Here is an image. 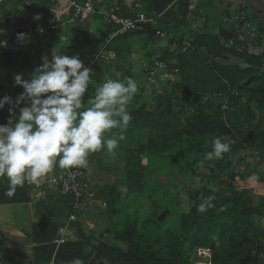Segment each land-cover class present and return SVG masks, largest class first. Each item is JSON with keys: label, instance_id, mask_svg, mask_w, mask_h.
I'll return each mask as SVG.
<instances>
[{"label": "trees", "instance_id": "1", "mask_svg": "<svg viewBox=\"0 0 264 264\" xmlns=\"http://www.w3.org/2000/svg\"><path fill=\"white\" fill-rule=\"evenodd\" d=\"M191 1L141 0L140 4L148 5L126 7L121 5L122 0H114L111 6L119 7L120 16L134 18L138 11H142L147 17L156 18V24H146L142 30L115 36L106 45L105 39L117 29L115 25L108 24L102 28L101 23L93 18L85 24L78 22L71 31L64 30L36 40L30 38L32 35L38 36L34 28L37 24H47L51 18L50 10L46 8L43 16L32 22L33 11L29 8L20 3L8 7L0 4V23L2 21L8 28L5 37L9 38L25 27L30 33L24 46L13 45L10 38L5 46H0L1 79L12 80L8 86L0 85V98H12L13 104H6L5 107H12L19 115V107L24 106L23 102L15 106L14 101L23 92V88L15 85L12 74L22 72L30 80L33 70L42 64L44 57L51 61L53 55L49 48L60 35L63 37L56 45L58 54L78 56L85 67L92 69V79L98 84L103 83L105 78L135 79L128 65L136 56L142 64L147 63L150 67L155 62H162L167 72L177 70L173 82L163 80V72H160L155 77L164 81L166 90L151 91L149 100L139 96L143 88L137 83L140 94L136 93L128 106L132 120L124 131L125 139L119 143L127 145L132 142V147L123 146V149L126 154L136 153V159H132V156L127 158L123 168L127 176L123 184L127 186L128 193H142L145 166L141 163V154L150 160L152 157L162 160L173 158L178 172L195 173L198 169L228 171L230 181H234L240 177L233 166L239 153L249 152L264 157V51L249 53L247 50L248 44L256 47L254 43L259 42L257 31L263 33L264 28L254 22L257 28L255 40L245 41L246 48L237 52L225 46L229 38L237 40L234 30L225 24V19L234 12L226 11L216 19L205 20L204 26L201 22L189 25V7L193 5ZM207 1L212 5L216 0ZM47 5L42 4L43 7ZM238 9L247 10L246 7ZM262 9L264 13V3ZM248 19L256 21L253 15H248ZM205 26L206 29H203ZM195 28L200 30L195 31ZM156 31L171 34L175 40L164 42L158 47L153 46L152 52H149V47L157 40ZM185 33L189 35L185 36ZM184 41H189L192 47L182 52ZM104 45L109 59L94 61L95 54ZM226 56L240 58L244 64L221 63ZM137 76L148 79V73L142 66ZM190 80L199 84L191 86L192 83L188 84ZM94 87L90 85L83 98L85 106H88L87 100L95 95ZM222 96L224 98L218 100ZM196 97L202 102L195 105L193 110L189 108L191 112H186L184 104L189 101L193 104ZM213 100H217L216 105ZM176 106L183 109L176 111ZM5 122L6 116L0 109V124ZM120 130L112 129L105 136ZM214 137L225 142L232 141L231 151L225 153L223 159L205 161L201 166L199 161L205 152L211 150ZM92 154L88 159H91ZM135 165L139 167L138 173L134 172ZM72 169L82 173L80 167ZM7 187V179L0 178V202L6 196ZM18 191L19 187L15 193ZM210 196L216 197L212 201L214 207L200 213L198 205ZM255 198L248 189L235 186L227 194L214 189L198 190L190 194L188 212L179 214L176 220L173 208L176 202L170 198L163 202L162 218H158L160 207L143 220H124L123 227L119 228L113 217L116 215L115 203L111 204V196H108L113 239L121 247L107 243L91 245V234L83 233L81 224L73 222L71 225L81 241L70 244V248L81 243L82 248L84 244L91 245V254L96 253L95 259L100 261L99 264H191L195 251L202 249L210 252V264H263L264 244L258 240V226L250 219L261 216L264 205L256 203ZM91 254L83 255L81 259L86 261Z\"/></svg>", "mask_w": 264, "mask_h": 264}, {"label": "clouds", "instance_id": "2", "mask_svg": "<svg viewBox=\"0 0 264 264\" xmlns=\"http://www.w3.org/2000/svg\"><path fill=\"white\" fill-rule=\"evenodd\" d=\"M5 44L0 41V46ZM14 83L23 88L14 105L23 102L24 106L19 107L18 116L10 107L9 119L0 124V178L8 181L6 196H13L26 182L38 185L40 178L55 167H86L90 154L101 149L112 152L125 139L124 131L132 120L128 106L138 91L131 77L105 78L98 84L92 79V69L85 67L78 56L59 53L51 61L44 57L30 80L17 74ZM90 85L95 86V95L85 106L83 98ZM6 104H13L9 96L0 98V109ZM117 128L121 130L105 136ZM231 143L213 139L211 150L204 153L199 164L223 159L231 151ZM215 199L210 196L203 200L198 211L205 213L213 208ZM73 264L83 262L76 258Z\"/></svg>", "mask_w": 264, "mask_h": 264}, {"label": "rangeland", "instance_id": "3", "mask_svg": "<svg viewBox=\"0 0 264 264\" xmlns=\"http://www.w3.org/2000/svg\"><path fill=\"white\" fill-rule=\"evenodd\" d=\"M246 12L247 14H249L248 10H246ZM0 30H3V34L0 35L1 40V38L5 36L6 32H8V28L4 25V23H2V21L0 23ZM182 35L184 36V34ZM188 35L189 34L185 33V36ZM60 37L54 39L51 47L49 48L52 55L58 54L56 45L57 43L59 44L60 40H62L63 35H60ZM30 38H36V40L42 39L34 35H32V37ZM257 38H259V42L257 41L254 43L256 45V53L259 52L260 47L264 48L263 33H258L257 31ZM230 60V56H226L223 60H221V63L230 64ZM141 66H143L142 61H139L136 56L129 62L128 68H130L129 71L131 72V74L135 75L134 80L136 81V83H138L143 88L141 91V95L139 96L149 100V94L151 91L159 92L162 89L166 90V86L165 83H163L164 81L159 80L158 77L157 79L155 77L153 83L148 79L140 76L138 77L137 73L140 72ZM17 74H20L22 76V79L27 80L26 76L22 72L13 73V80L14 76ZM1 77L2 76H0V85L8 86L9 83H12L10 82L12 80L1 79ZM189 83H192L191 86L199 84V82L196 83L194 80H190L188 84ZM138 92H140L139 90L137 91V94H140ZM221 98L224 97L222 96L218 100H220ZM193 101V104H190V101L187 104H184V110L186 108V112H191L195 108V105H198L202 102L199 97H196ZM225 101L227 102L226 99ZM212 102H214V105H216L217 100H213ZM189 108H192V110H189ZM174 109L176 111H179L183 108L176 106ZM184 110H182V112H184ZM2 111L6 116L7 122V120L9 119V108L4 107ZM13 113L15 116H18V114L14 111ZM123 146L132 147V142H128L127 145L126 143L123 145H119V148L115 149L112 152L106 151L104 153H93L90 161H88L87 164L91 171H96L98 170L97 168L102 169L103 166L107 167V170H100V173L97 176L94 174L93 177L91 176L92 183L89 185V188L93 192V198L95 200L94 202H92L93 207H91L90 209V213L93 212L92 214L94 215L93 223L100 228L99 230H102L101 238H98V240L102 239L103 242L107 243L110 246L121 247V245L115 242L113 239L111 230L112 226L110 224L111 215L109 214L107 203L108 196H111V204L115 203L114 208L116 211V215H113V217L116 219L119 228L123 227L122 223H125L124 220L128 219L129 221H132L135 218L136 220L137 218L138 220H143L144 218L149 217L152 211L158 210L160 207L161 208L159 210L158 218H162L164 214V210H162L163 202L170 198L173 199L174 202H176V204L173 205V208L176 212V220L179 214L188 212L191 205L190 194L198 190L214 189L227 194L230 192L232 186H235L237 188H246L250 191V194L253 197L255 196L257 198H260H255L256 203H261L264 205V157L260 155L254 156L249 152L239 153L234 159L233 166L235 168V172H237L240 177H236L234 181L231 182L228 171L198 169V171H196L195 173L178 172L173 158L162 160L156 157H152V160H150L149 158L147 159L144 155L141 154V163L143 164V166H145L143 170L144 175L141 188L142 193L131 194L128 193L127 186L123 184L127 177L126 171L123 168L126 162L125 160L127 158L130 159L129 157L132 156V159H136L134 157L136 153L126 154ZM98 160H100L101 163H99ZM98 164L100 167L98 166ZM134 168V172L138 173L139 167L135 165ZM255 177H259V180H256ZM260 178H262L261 181ZM101 192H103V194H101ZM113 199L116 200V202H114ZM97 200H99V202ZM104 203L106 204L104 205ZM86 212H84V214ZM250 220L258 226L260 232L258 240L261 244H264V213L261 216L253 217ZM104 230H106V232H104ZM104 236L106 239L104 238ZM203 251L208 252L207 258H205L204 255H201ZM209 256V251L197 250L192 257L191 264H194V262H197L199 260L210 263ZM105 264L109 263L105 262Z\"/></svg>", "mask_w": 264, "mask_h": 264}, {"label": "crops", "instance_id": "4", "mask_svg": "<svg viewBox=\"0 0 264 264\" xmlns=\"http://www.w3.org/2000/svg\"><path fill=\"white\" fill-rule=\"evenodd\" d=\"M66 1L61 0L57 8V11L63 16H65ZM76 1L83 2L85 0ZM140 1L122 0L121 5L126 7H132L133 5L146 7L148 5L146 3L140 4ZM93 2H95V6L103 10L113 5L114 0H94ZM191 2L193 5L189 7V25L201 22L204 26L206 24L204 23L205 20L210 21L212 18H218L226 11L232 13L239 7H246L249 11L248 15L255 17L256 21L250 20L252 25L256 27L254 22H258L264 28L262 9L264 0H216L212 5L207 0H192ZM29 9L33 11L31 21L39 19L43 13L40 6L33 5ZM90 20L91 17L79 23L85 24ZM72 29L64 30L71 31ZM203 29H206V26ZM198 30L200 29L195 28V31ZM4 38L7 37L3 36L1 39ZM263 51L264 48L260 47L258 53ZM230 58L231 65L244 64V61L240 58L231 56ZM102 150L99 152H106V150ZM106 168L103 166L102 169L97 168L98 170L91 171L88 165L80 167L89 185L92 183L91 176L93 177V174L97 176L100 170ZM59 172L60 168L55 167L46 176L40 178L38 186H41L44 191L40 197H34L31 190L36 184L26 182L23 187H19V191L13 196L2 198L3 202H0V264H73V260L76 258H79L83 263L86 262V264H99L100 261L95 259L96 253L91 254V245L105 243L102 239L98 240V238H101L102 230H99L100 228L93 223L94 215L93 212L90 213V209L93 207L92 202L95 200L87 202L86 207L79 212L75 221V223L81 224L83 233L91 234V245L84 244L82 248L81 243V245L70 248V244L81 241V238L76 234V229L71 224L66 233V241L59 246L55 243L60 228L64 226L67 220L72 203L70 197L61 196L57 193L56 185L52 182V179ZM97 201L99 202V200ZM84 212L86 213L84 214ZM59 247L61 248L60 251H58ZM89 254L91 255L88 259L86 258V261L81 259L83 255L88 256Z\"/></svg>", "mask_w": 264, "mask_h": 264}, {"label": "built area", "instance_id": "5", "mask_svg": "<svg viewBox=\"0 0 264 264\" xmlns=\"http://www.w3.org/2000/svg\"><path fill=\"white\" fill-rule=\"evenodd\" d=\"M13 3H20L26 8H32V6H40L43 12L46 8L50 10L51 18L48 19L47 24H37L34 28L35 33L39 37H47L53 33H60L64 29L73 28L78 22H81L89 17L95 18L101 23L102 28L106 25L112 24L117 27L116 31L105 39V45L115 36H122L135 30H142L143 25L156 24V18L147 17L142 11H138L134 18H126L119 15L118 6H110L106 9L95 10V5L92 0H85L79 2L76 0H67L65 16L57 11L61 0H0V4H5L7 7ZM47 3V7H43L42 4ZM43 16H40V18ZM37 19H34V22ZM226 27L234 30L237 36L236 39L229 38L226 40L225 46L227 48H233L237 52H242L246 47L245 41L255 40L256 27L252 25L248 19L246 10L238 9L225 19ZM156 42L149 47V52H152V47H158L164 42L169 40L174 41L175 38L171 34H167L162 31H156ZM30 37V33L25 27L23 30L10 35V41L15 46H24L27 39ZM9 38H4L2 41L8 42ZM105 45L99 49L94 56V61L97 59H109L105 53ZM192 46L189 41H184L181 46V51L185 52ZM248 52H254L255 48L252 45H247ZM143 69L148 73V80L153 83L155 76L163 72L161 77L163 80H174L177 75V70H173L172 73L166 71V65L162 62H155L153 66H148L147 63H143ZM52 182L56 185L57 193L61 196H70L73 201L71 203L70 212L63 227L59 230V235L55 240V243L59 246L66 241V233L70 224L77 220V215L82 211L88 201H94V194L89 188V183L78 169H61L60 172L52 179ZM34 197H40L44 191L41 186L35 185L32 189ZM105 205V203H104Z\"/></svg>", "mask_w": 264, "mask_h": 264}, {"label": "bare ground", "instance_id": "6", "mask_svg": "<svg viewBox=\"0 0 264 264\" xmlns=\"http://www.w3.org/2000/svg\"><path fill=\"white\" fill-rule=\"evenodd\" d=\"M202 250H203V249H202ZM207 253H208V252H204V251H203L201 255H204V257L207 258V257H208ZM209 257H210V256H209ZM201 258H202V257H201ZM201 258H200V259H201ZM201 260H202V259H201ZM195 261H196V260H195ZM194 264H210V263H208V262H204V261H200V260H199V261H197V262H194Z\"/></svg>", "mask_w": 264, "mask_h": 264}]
</instances>
